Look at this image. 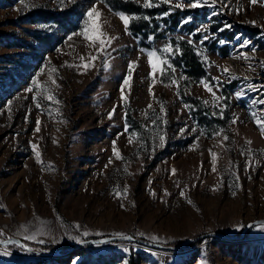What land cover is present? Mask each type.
<instances>
[{
  "label": "rangeland",
  "instance_id": "rangeland-1",
  "mask_svg": "<svg viewBox=\"0 0 264 264\" xmlns=\"http://www.w3.org/2000/svg\"><path fill=\"white\" fill-rule=\"evenodd\" d=\"M125 1L143 13L104 0H0V239L54 250L103 237H207L173 252L91 246L70 260L0 246V264H130L132 255L137 264H264V224L225 238L264 219V135L251 115L264 109L254 103L264 99V0ZM93 7L102 15L89 20ZM120 14L134 17L127 30ZM173 19L178 27L157 38ZM141 22L137 37L130 25ZM181 41L202 58L207 76L197 82L174 62Z\"/></svg>",
  "mask_w": 264,
  "mask_h": 264
},
{
  "label": "trees",
  "instance_id": "trees-1",
  "mask_svg": "<svg viewBox=\"0 0 264 264\" xmlns=\"http://www.w3.org/2000/svg\"><path fill=\"white\" fill-rule=\"evenodd\" d=\"M105 3L115 12H123L127 14H142V7L141 5L133 2V1H125V0H104ZM168 8L164 7L162 9H152L147 10L149 15L151 17H154L155 15L166 12ZM40 13V11L38 12ZM45 21H55L57 23H62L64 20H66L67 14L62 15L61 17L55 16L49 13L41 12L39 14ZM65 22V21H64ZM167 29L165 31H161V27H159L158 34H156L157 38H163L165 32L175 30L179 25V20L173 19L171 21H166ZM146 27V24H143L142 22L139 24H131L130 30L133 32L135 36L138 37L139 33H144V29ZM249 31H251L253 34H256L259 32V30L254 28H247ZM144 37H148L147 34H144ZM173 43H176V40H173ZM142 45H146L145 40L142 41ZM175 64L181 68L185 74H187L190 78H192L194 81H199L200 79L207 76V72L205 71L203 67V62L201 56H198L194 52V47L187 41H181L178 44H175ZM31 246L36 247L35 244L29 243ZM195 243L191 247H195ZM15 246V245H13ZM54 247H44L42 249L51 250ZM134 255L130 257V264H137V262L133 258Z\"/></svg>",
  "mask_w": 264,
  "mask_h": 264
},
{
  "label": "water",
  "instance_id": "water-1",
  "mask_svg": "<svg viewBox=\"0 0 264 264\" xmlns=\"http://www.w3.org/2000/svg\"><path fill=\"white\" fill-rule=\"evenodd\" d=\"M264 219L256 220L252 222L247 229L243 232L242 235L237 237H225L228 240H238L243 239L246 235L250 232L257 225H263ZM204 237L207 236H199L196 238L188 239L181 244L178 245H163L154 243L145 239L133 237V236H121V237H103V238H95L91 240H86L84 242L79 243L76 246H69L54 250H38L29 245L25 240L20 238H6L0 239V246L3 247H11L13 245L18 246L19 248L29 252L30 254L37 256V257H49V258H68L69 260L72 256L77 255L84 251L87 247L91 246H101V245H108V244H116V243H129V244H136L151 250L155 251H164V252H173L181 250L187 246L194 244L195 242L200 241ZM130 238V239H129Z\"/></svg>",
  "mask_w": 264,
  "mask_h": 264
},
{
  "label": "snow or ice",
  "instance_id": "snow-or-ice-1",
  "mask_svg": "<svg viewBox=\"0 0 264 264\" xmlns=\"http://www.w3.org/2000/svg\"><path fill=\"white\" fill-rule=\"evenodd\" d=\"M164 2H165V3H170L171 0H164ZM217 2H218V0H211V4H212V6L215 7L216 4H217ZM250 2H251V4H256V3L259 2V0H250ZM143 6L147 8V7H153V6H158V5H154V4L151 2V0H145ZM202 6H207V0H194V2H192V3H190V4L188 5V7H192V8L202 7ZM175 7H181V5H180V4H176ZM224 7H228V5L225 4ZM236 11L239 12L240 9H237ZM214 14H215V13H214ZM87 15H88V17H89V20H91L93 17H96V18L101 17L102 13H101L100 11H98V9H97L96 7H93V8H91V9L89 10V12L87 13ZM120 19L123 21V23H124V25H125V29L127 30V26L129 25L130 21H131L132 19H134V17H130V16H126V15L120 14ZM145 19H147V17H145ZM189 20H190V18H189ZM185 22H188V21L186 20ZM226 27H231V25H226ZM73 35H76V34L74 33ZM80 35H85V33H80ZM86 38H88V37H86ZM206 38H207V37H205V39H206ZM68 39L71 40V39H72V36H69ZM108 39H109V41H110V40L113 39V38L109 37ZM103 46H104V38H103V33H101V38H100V48L103 49ZM242 46H246V45H242ZM171 50H172V49H171L170 47H165L164 52H169V51H171ZM155 56H156V53H155V52H152V53L149 54V61H150V63H152L153 71L156 70V64L153 62V59H152V58L155 57ZM244 58L247 59L246 56H245ZM92 59H95V57H94V56H90V57H89V60H92ZM81 60H84V57H81ZM88 66H90V65H89V64H85V65H84L85 68H87ZM134 67H135V62H133V64L130 65L129 78L126 79V80L124 81V84H125V85H129V81H130V78H131V69L134 68ZM161 71H163V70L161 69ZM223 71H224V73H229V72H230V69L226 67V68L223 69ZM235 78H236V77H230V79H235ZM245 78H246V77H245ZM214 79H216L217 82H219V78H218V77H217V78H214ZM53 83H55V81H53ZM202 83H203L204 88H205L209 93H212V94L215 96V92L213 91V86L210 85V84H209L208 82H206V81H202ZM129 86H130V85H129ZM249 87L252 88V89H254V90L257 91V92L260 91V89H257V88L255 87V85H249ZM28 91H32V89L30 88V89H28ZM121 91L123 92V89H121ZM245 94H246V93H244V92H239V93H237L236 95H237V97H240V96H243V95H245ZM48 99L51 100V99H53V97L49 96ZM122 99H124V98L122 97ZM217 99L219 100L220 97H217ZM125 102H126V99H125ZM205 103H207V101H205ZM254 103H258V104L264 105V99H260V100H258V101H255V100H254ZM36 106H37V107H40L39 103H37ZM226 106H227V105H225V107H226ZM149 107H151V105H149ZM113 111H114V110H113ZM220 114H221V116H222V115H223V111H221ZM111 115H112V113L109 114V118H111ZM251 115L253 116V118H254V122L256 123L257 127L259 128L261 134L264 135V109H261L260 114H258L257 112H252ZM236 122H237L236 119H233V120H232V123H233V124H235ZM36 124H37V127H36L35 130H36L37 132H39V131H40V126H39V125H40V121H37ZM217 134H219V133H217ZM223 138H224L225 140L228 139L227 136H224ZM130 142H131V139H130ZM163 142H164V137L162 136V137H161V146H163ZM248 143H251V141H248ZM32 147H33V149H35L37 146H36L35 144H33ZM114 152H115L117 158H121V157H120V153H119L118 151H116L115 148H114ZM36 155H37V158L39 159V157H40V153L37 152ZM212 155H213V163H215L216 154L213 153ZM213 171H215V167H213ZM172 173H173V175L175 174V169L172 170ZM181 195H183V193H181ZM189 202H191V201H189ZM84 235H87V233L85 232ZM30 238H31V237H26V239H30ZM129 239H130V238H129ZM5 254H10V253L5 252Z\"/></svg>",
  "mask_w": 264,
  "mask_h": 264
}]
</instances>
